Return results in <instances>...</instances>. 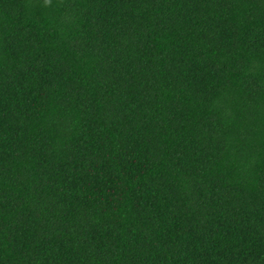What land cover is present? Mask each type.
<instances>
[{
	"label": "trees",
	"instance_id": "obj_1",
	"mask_svg": "<svg viewBox=\"0 0 264 264\" xmlns=\"http://www.w3.org/2000/svg\"><path fill=\"white\" fill-rule=\"evenodd\" d=\"M0 264H264V0H0Z\"/></svg>",
	"mask_w": 264,
	"mask_h": 264
}]
</instances>
